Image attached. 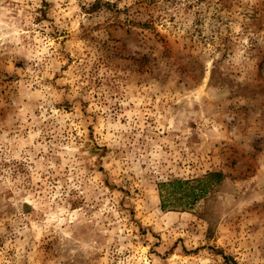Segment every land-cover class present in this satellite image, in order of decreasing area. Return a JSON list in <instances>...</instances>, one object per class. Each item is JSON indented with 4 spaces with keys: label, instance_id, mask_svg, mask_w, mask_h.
I'll return each mask as SVG.
<instances>
[{
    "label": "rangeland",
    "instance_id": "374dc122",
    "mask_svg": "<svg viewBox=\"0 0 264 264\" xmlns=\"http://www.w3.org/2000/svg\"><path fill=\"white\" fill-rule=\"evenodd\" d=\"M0 264H264V0H0Z\"/></svg>",
    "mask_w": 264,
    "mask_h": 264
},
{
    "label": "trees",
    "instance_id": "16d2710c",
    "mask_svg": "<svg viewBox=\"0 0 264 264\" xmlns=\"http://www.w3.org/2000/svg\"><path fill=\"white\" fill-rule=\"evenodd\" d=\"M225 175L223 172H208L202 178L192 180H170L160 183L163 208L188 206L198 199L206 197L213 187L220 184Z\"/></svg>",
    "mask_w": 264,
    "mask_h": 264
}]
</instances>
